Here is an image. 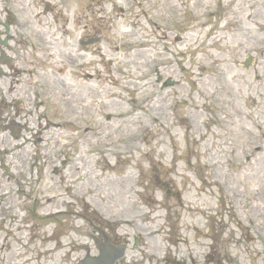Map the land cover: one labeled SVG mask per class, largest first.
Here are the masks:
<instances>
[{"label": "rangeland", "instance_id": "rangeland-1", "mask_svg": "<svg viewBox=\"0 0 264 264\" xmlns=\"http://www.w3.org/2000/svg\"><path fill=\"white\" fill-rule=\"evenodd\" d=\"M27 1L15 3L33 16L53 9L45 31L54 57L51 36L68 44L56 31L69 23V63H76L69 75L76 125L51 134L56 161L41 163L50 170L40 172L47 174L38 188L40 215L45 206L70 225L72 243L94 234L89 222L116 229L125 259L145 264L190 253L194 238L197 246L212 237L216 247L233 249L241 211L246 227L261 225L264 0ZM80 38L93 40L85 53ZM52 221L42 223L34 248L43 250V232L61 222ZM134 237L139 246L130 252ZM11 239L2 235L0 264H38ZM74 251L69 264L83 258ZM39 261L55 264L47 255Z\"/></svg>", "mask_w": 264, "mask_h": 264}, {"label": "flooded vegetation", "instance_id": "flooded-vegetation-1", "mask_svg": "<svg viewBox=\"0 0 264 264\" xmlns=\"http://www.w3.org/2000/svg\"><path fill=\"white\" fill-rule=\"evenodd\" d=\"M27 4L33 6V0H28ZM51 11L53 9L33 16L35 13L21 10L15 0H0V251L2 235L5 234L19 240L22 255L30 253L29 256L38 264L44 255L48 259L54 258L55 264H69V257L74 250L82 252L83 258L76 261L81 264L88 257L99 256L100 249L105 246L114 250L124 246L125 254L127 247L121 243L122 237L116 229L112 228L115 232L109 233L107 229L102 230L101 225L92 226L91 222L88 224L94 234L80 235L83 241L78 239L72 243L70 225L64 226L63 221L56 220L55 213L49 214L45 206L40 207L41 215L39 214L38 195L41 193L38 188L47 186L43 184L47 174L42 176L40 172L50 170L47 164L41 163L56 161L53 160V149L48 151L51 134L70 130L76 125L72 121L74 117H71L72 88L69 75L72 65L76 63H69L73 58L67 30L69 23L66 22V26L56 31L61 32V37H67L68 44L56 38L55 33L51 36L58 43V56L54 57L55 53L51 50L53 46L47 41L48 33L45 31L46 15ZM54 26H57V22H54ZM92 41L80 38L76 45L85 53L87 44ZM80 57L81 54L78 53V58ZM55 60L59 65L52 63ZM84 68V65L80 66L81 71ZM155 72L161 82L158 70ZM73 103L76 104V100ZM77 119L80 124L79 115ZM55 121L60 123L59 126H56ZM4 159H12L14 164H6ZM64 164L62 161L61 165ZM50 200L44 199L45 202ZM260 209L258 217L263 222L257 227L251 222H247V227L242 223L240 214L243 211L238 215L235 227L240 238L233 249L229 244L226 247L218 245L217 248L212 237H208V244L197 246L194 238V247L190 253L186 251L176 254L174 258L167 253L161 259L153 256L155 264H264V198ZM51 220L52 223L61 222L51 228L52 232H43L40 239L41 247L45 246L43 250L38 246L34 248L32 243L39 239L42 223H50ZM11 221L15 225H10ZM197 226L194 229L196 235L199 231ZM25 236L26 241L23 240ZM250 236L251 240L248 241ZM86 238L88 241H85ZM132 243L133 249L130 252H135L139 239L134 237ZM254 243L259 245V250L255 246L254 249L249 247ZM7 247L11 249L16 246L12 243ZM247 248L251 249L249 254L246 253ZM125 254L113 264H145L147 260H139L135 256L125 259Z\"/></svg>", "mask_w": 264, "mask_h": 264}, {"label": "water", "instance_id": "water-1", "mask_svg": "<svg viewBox=\"0 0 264 264\" xmlns=\"http://www.w3.org/2000/svg\"><path fill=\"white\" fill-rule=\"evenodd\" d=\"M170 85V82L165 84V86ZM124 252V246H119L116 250L105 246L100 249L99 256L94 258L88 257L84 259L81 264H113L116 260L121 259L124 256Z\"/></svg>", "mask_w": 264, "mask_h": 264}]
</instances>
